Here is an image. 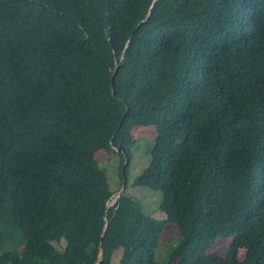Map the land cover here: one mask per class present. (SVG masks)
Instances as JSON below:
<instances>
[{
  "label": "trees",
  "instance_id": "obj_1",
  "mask_svg": "<svg viewBox=\"0 0 264 264\" xmlns=\"http://www.w3.org/2000/svg\"><path fill=\"white\" fill-rule=\"evenodd\" d=\"M144 127L165 263L96 159ZM99 262L264 264V0H0V264Z\"/></svg>",
  "mask_w": 264,
  "mask_h": 264
},
{
  "label": "rangeland",
  "instance_id": "obj_2",
  "mask_svg": "<svg viewBox=\"0 0 264 264\" xmlns=\"http://www.w3.org/2000/svg\"><path fill=\"white\" fill-rule=\"evenodd\" d=\"M154 136L155 132L153 128L144 127L133 129L131 137L134 141V147L130 150V161L127 175L122 181L120 178V157L118 154L102 151L97 154L96 159L99 168L105 172L108 186L113 192L107 207H111L119 197L121 191H123L125 196L132 198L139 204L141 211L145 216H149L161 225L155 260L165 263L167 261L168 252L170 253L172 250L171 248H173L179 241L177 228L165 221L164 214L159 209L161 200V194L159 191L133 185L134 179L148 164L149 150L153 144ZM113 150L114 152L116 151L114 148ZM233 240L234 238L232 236L218 238L214 244L209 247L207 252L214 253L218 256H225L229 246L233 243ZM235 253L236 257L239 259H242L244 256V250L242 248L237 249ZM114 260H117V257Z\"/></svg>",
  "mask_w": 264,
  "mask_h": 264
},
{
  "label": "water",
  "instance_id": "obj_3",
  "mask_svg": "<svg viewBox=\"0 0 264 264\" xmlns=\"http://www.w3.org/2000/svg\"><path fill=\"white\" fill-rule=\"evenodd\" d=\"M99 264H102L101 262H99Z\"/></svg>",
  "mask_w": 264,
  "mask_h": 264
}]
</instances>
